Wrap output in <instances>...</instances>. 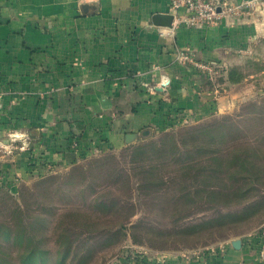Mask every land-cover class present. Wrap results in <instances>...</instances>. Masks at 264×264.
<instances>
[{
    "label": "crops",
    "instance_id": "1",
    "mask_svg": "<svg viewBox=\"0 0 264 264\" xmlns=\"http://www.w3.org/2000/svg\"><path fill=\"white\" fill-rule=\"evenodd\" d=\"M230 1L258 8L241 20L190 28L177 23L186 12L174 16L169 0H0V183L16 188L47 166L66 170L121 151L264 86L262 69L240 84H220L217 99L202 72L177 61V50H186L216 63L220 77L264 62V0ZM156 15L174 16L172 27L157 26ZM255 232L119 264H260L247 244Z\"/></svg>",
    "mask_w": 264,
    "mask_h": 264
},
{
    "label": "rangeland",
    "instance_id": "2",
    "mask_svg": "<svg viewBox=\"0 0 264 264\" xmlns=\"http://www.w3.org/2000/svg\"><path fill=\"white\" fill-rule=\"evenodd\" d=\"M262 66L260 59L239 69L249 77ZM260 85L236 106L155 132L121 151L43 172L16 188L0 183V229L24 216L37 233L38 218L47 220L41 236L51 238L44 245L52 251L50 264L58 253L55 223L75 222L67 219L71 212L85 216L75 229L85 236L74 243L67 264H119L140 251L191 253L257 231L264 224Z\"/></svg>",
    "mask_w": 264,
    "mask_h": 264
},
{
    "label": "trees",
    "instance_id": "3",
    "mask_svg": "<svg viewBox=\"0 0 264 264\" xmlns=\"http://www.w3.org/2000/svg\"><path fill=\"white\" fill-rule=\"evenodd\" d=\"M251 64V63H250ZM264 67L259 68V71ZM239 68H232L227 74L218 78L219 84H240L245 78ZM174 127V126H172ZM69 214L67 219L74 218L75 222L63 223L57 221L53 229L52 243L58 250L55 264H67L68 260L72 258V248L74 243L81 242V238L85 234L75 231L76 228L81 227V223H84L85 216L77 214L75 212ZM242 215H234V217H241ZM84 218V219H82ZM47 220L39 217L36 224V232L32 233L29 226L25 225V217L19 216L17 222L12 226L3 225L0 229V264H50L52 259V251L46 248V240H51L49 237H42V227L46 225ZM15 249V253L8 254L6 249ZM132 259V258H130ZM127 260V259H126Z\"/></svg>",
    "mask_w": 264,
    "mask_h": 264
},
{
    "label": "built area",
    "instance_id": "4",
    "mask_svg": "<svg viewBox=\"0 0 264 264\" xmlns=\"http://www.w3.org/2000/svg\"><path fill=\"white\" fill-rule=\"evenodd\" d=\"M171 12L177 16L180 11L186 12V17L177 23H183L190 28H200L204 26L216 25L225 20H241L254 13L258 6L251 2L233 3L230 0H169ZM177 61L183 65H189L202 72L211 82L216 98L222 94V87L218 83L221 68L214 62H201L186 50H177ZM168 82H165L166 86ZM218 99V98H217ZM15 135V134H13ZM12 135V142L17 141ZM77 146V142L73 143ZM1 148V145H0ZM46 172L52 168H44ZM247 244L255 250L256 258L260 264H264V224L250 237ZM133 259L148 257L150 253L140 251L133 254ZM192 255H198L193 253Z\"/></svg>",
    "mask_w": 264,
    "mask_h": 264
},
{
    "label": "water",
    "instance_id": "5",
    "mask_svg": "<svg viewBox=\"0 0 264 264\" xmlns=\"http://www.w3.org/2000/svg\"><path fill=\"white\" fill-rule=\"evenodd\" d=\"M154 21H155V24L157 26H163V27H169L171 28L172 27V24H173V21H174V16H171V15H156L154 17ZM133 135H128L127 136V141L130 142V138L132 137ZM234 248L236 249H240L241 248V240L240 239H235L233 240L232 242Z\"/></svg>",
    "mask_w": 264,
    "mask_h": 264
}]
</instances>
